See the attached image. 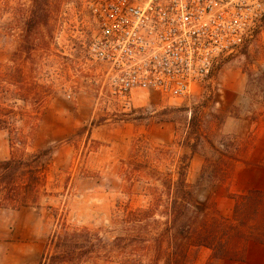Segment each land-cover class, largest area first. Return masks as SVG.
Returning <instances> with one entry per match:
<instances>
[{"label": "rangeland", "instance_id": "rangeland-1", "mask_svg": "<svg viewBox=\"0 0 264 264\" xmlns=\"http://www.w3.org/2000/svg\"><path fill=\"white\" fill-rule=\"evenodd\" d=\"M5 1L12 9L0 11V77L14 73L16 52V94L7 97L15 103L16 130L26 134L16 153L47 150L49 160L48 195L40 206L0 212V264H38L48 237L64 226L86 228L111 241L123 211L163 210L166 198L154 177H175L183 155L191 183L205 163L217 162L227 143L233 145L231 156L240 159L232 172L236 166H264V17L249 43L221 60L189 96L139 90L127 101L111 90L103 66L87 52L97 30L88 0H41L47 2V21L28 38L25 18L40 6L32 0ZM200 134V147L191 153L188 145ZM10 152L9 134L2 130L0 159ZM232 172L227 181L198 188L197 196L211 194L225 216L233 212L231 194L240 193ZM258 201L251 222L259 229L264 195L252 204ZM247 250L244 261L216 264H264V243L250 241ZM191 254L193 264H204L210 250L201 247Z\"/></svg>", "mask_w": 264, "mask_h": 264}, {"label": "trees", "instance_id": "trees-1", "mask_svg": "<svg viewBox=\"0 0 264 264\" xmlns=\"http://www.w3.org/2000/svg\"><path fill=\"white\" fill-rule=\"evenodd\" d=\"M2 2L0 0V11L12 9L6 1ZM32 5L40 7L31 9L25 18L26 38L48 18L46 1L32 0ZM14 54V73L0 77V131H7L11 147L9 157L0 159V212L39 207L41 199L48 195L47 150L16 153V145L24 142L26 134L16 130L15 103L8 98L16 94V52ZM201 136L188 145L191 153L200 147ZM231 145L223 144L217 162L205 163L202 174L193 183L186 177L189 161L185 155L175 177L170 174L154 177L166 198L163 210L156 212L155 207L149 206L123 211L116 218L120 231L109 242L86 228L64 226L61 231L54 230L38 264H98V260L117 264H193L191 251L201 247L210 250L204 264H216L219 259L244 261L250 241L264 243V226L258 229L251 222L260 206L259 201L252 204V200L263 196L264 191L231 194L234 205L230 216L219 212L211 194L197 196L202 184L209 186L230 179L233 163L240 160L237 155L231 156ZM210 168L212 172L208 171ZM154 192L158 197L157 190ZM251 204L252 211L248 212Z\"/></svg>", "mask_w": 264, "mask_h": 264}, {"label": "built area", "instance_id": "built-area-1", "mask_svg": "<svg viewBox=\"0 0 264 264\" xmlns=\"http://www.w3.org/2000/svg\"><path fill=\"white\" fill-rule=\"evenodd\" d=\"M97 30L89 56L104 81L129 101L150 90L184 98L221 60L249 43L264 0H88Z\"/></svg>", "mask_w": 264, "mask_h": 264}, {"label": "crops", "instance_id": "crops-1", "mask_svg": "<svg viewBox=\"0 0 264 264\" xmlns=\"http://www.w3.org/2000/svg\"><path fill=\"white\" fill-rule=\"evenodd\" d=\"M227 131L234 132L231 129H227ZM233 172H234V181L236 180V182L238 183V187H237L238 192H243L247 190L264 191V166H241V167L236 166ZM248 255H249V250H247L246 257Z\"/></svg>", "mask_w": 264, "mask_h": 264}]
</instances>
